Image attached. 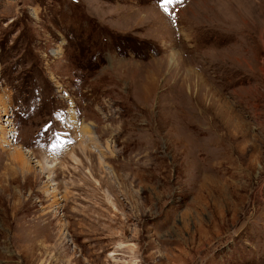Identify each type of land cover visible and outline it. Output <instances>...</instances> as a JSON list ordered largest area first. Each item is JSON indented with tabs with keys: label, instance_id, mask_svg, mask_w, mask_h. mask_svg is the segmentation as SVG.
<instances>
[{
	"label": "rangeland",
	"instance_id": "rangeland-1",
	"mask_svg": "<svg viewBox=\"0 0 264 264\" xmlns=\"http://www.w3.org/2000/svg\"><path fill=\"white\" fill-rule=\"evenodd\" d=\"M161 3L0 0V264H264V0Z\"/></svg>",
	"mask_w": 264,
	"mask_h": 264
},
{
	"label": "snow or ice",
	"instance_id": "snow-or-ice-1",
	"mask_svg": "<svg viewBox=\"0 0 264 264\" xmlns=\"http://www.w3.org/2000/svg\"><path fill=\"white\" fill-rule=\"evenodd\" d=\"M183 0H162L161 7L164 9L165 12L168 11L167 5L173 4V3H182Z\"/></svg>",
	"mask_w": 264,
	"mask_h": 264
},
{
	"label": "bare ground",
	"instance_id": "bare-ground-1",
	"mask_svg": "<svg viewBox=\"0 0 264 264\" xmlns=\"http://www.w3.org/2000/svg\"><path fill=\"white\" fill-rule=\"evenodd\" d=\"M22 158V157H21ZM55 162H57V161H55ZM55 162H53V164H52V166H54V164H56ZM47 165V164H46ZM51 166L50 165H48V167L47 168H50Z\"/></svg>",
	"mask_w": 264,
	"mask_h": 264
}]
</instances>
